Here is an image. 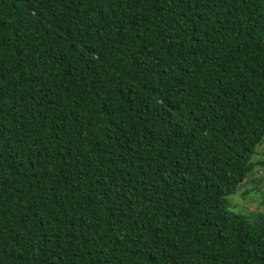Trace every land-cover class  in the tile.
Returning <instances> with one entry per match:
<instances>
[{"label": "trees", "instance_id": "obj_1", "mask_svg": "<svg viewBox=\"0 0 264 264\" xmlns=\"http://www.w3.org/2000/svg\"><path fill=\"white\" fill-rule=\"evenodd\" d=\"M263 141L264 0H0V264H264Z\"/></svg>", "mask_w": 264, "mask_h": 264}, {"label": "rangeland", "instance_id": "obj_2", "mask_svg": "<svg viewBox=\"0 0 264 264\" xmlns=\"http://www.w3.org/2000/svg\"><path fill=\"white\" fill-rule=\"evenodd\" d=\"M254 159H264V141L257 147ZM252 189L247 195H242L246 189ZM264 165L257 166L253 175L241 184L237 191L230 196L232 206L239 211H264Z\"/></svg>", "mask_w": 264, "mask_h": 264}]
</instances>
